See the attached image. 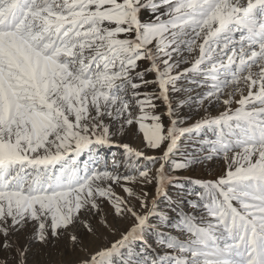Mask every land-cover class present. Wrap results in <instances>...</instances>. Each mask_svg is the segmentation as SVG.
<instances>
[{
    "label": "snow or ice",
    "instance_id": "obj_1",
    "mask_svg": "<svg viewBox=\"0 0 264 264\" xmlns=\"http://www.w3.org/2000/svg\"><path fill=\"white\" fill-rule=\"evenodd\" d=\"M0 264H264V0H0Z\"/></svg>",
    "mask_w": 264,
    "mask_h": 264
},
{
    "label": "rangeland",
    "instance_id": "obj_2",
    "mask_svg": "<svg viewBox=\"0 0 264 264\" xmlns=\"http://www.w3.org/2000/svg\"><path fill=\"white\" fill-rule=\"evenodd\" d=\"M81 159H82V160H83V159H86V156H85V157H82Z\"/></svg>",
    "mask_w": 264,
    "mask_h": 264
}]
</instances>
